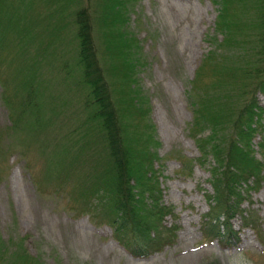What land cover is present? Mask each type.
I'll return each mask as SVG.
<instances>
[{
    "label": "trees",
    "instance_id": "16d2710c",
    "mask_svg": "<svg viewBox=\"0 0 264 264\" xmlns=\"http://www.w3.org/2000/svg\"><path fill=\"white\" fill-rule=\"evenodd\" d=\"M135 1L94 0L76 9L81 0L48 2L54 11L45 15L49 22L44 21V29L38 31L40 37L42 31L45 35L39 55H47L44 51L56 32H62L64 44L54 47L47 63L34 59L27 78L13 92L2 84L9 121L0 130V175L8 167L10 153L21 152L28 162L34 148L52 163L46 178H35L39 189L44 179L63 181L61 186L71 179L74 215L107 224L113 238L132 256L147 258L173 245L179 226L166 222L167 216L176 213L163 199L159 175L163 157L150 118L151 99L140 76L147 64L146 43L157 41L135 30L140 23L132 16ZM211 2L218 12L209 37L215 46L198 65L187 93L193 111L189 129L201 153L197 160L209 164L208 182L213 187L200 229L206 241L237 246L241 232L233 219L239 215L242 225L252 228L264 243V216L251 205L243 207L247 199L252 202L253 191L264 186V139L254 143L264 130V107L258 97L259 92L264 94V0ZM250 2L258 15H247ZM17 38L21 49H27L29 39L22 33ZM53 61L61 78H74L78 108L72 114L77 115L78 129L62 128L66 109L58 114L44 109L35 74L39 66ZM72 65L74 72H70ZM57 122L59 135L49 143L47 133ZM192 163L183 162L185 167ZM80 165L86 166L82 175ZM0 264L46 263L31 255L22 241L11 245L0 238Z\"/></svg>",
    "mask_w": 264,
    "mask_h": 264
},
{
    "label": "rangeland",
    "instance_id": "374dc122",
    "mask_svg": "<svg viewBox=\"0 0 264 264\" xmlns=\"http://www.w3.org/2000/svg\"><path fill=\"white\" fill-rule=\"evenodd\" d=\"M49 1L0 0V34H3L0 40V130L9 121V110L2 99V84L9 93L13 92L14 87L27 78L34 59L47 63V55L49 57L54 47L64 44L62 32H56L49 50L44 51L47 55H39L45 35L42 31L40 37L38 31L44 29V21L49 22L50 17L44 20L45 15L54 11L53 6L50 11ZM91 3L94 0H81L74 8ZM255 6H251L247 15H258ZM134 8L132 16L140 22L135 28L137 33L142 37L152 35L157 41L154 44L153 39H149L146 43L147 64L140 76L145 93L151 99L150 118L160 142L156 147L163 157L159 168L163 199L176 213V216H167L166 222L179 226L177 241L147 258L132 256L113 238L107 224L97 223L88 215H74L71 179L62 186L59 183L63 181L44 179L43 189L38 188L35 178H46L52 163L45 162L34 148L28 162L21 152L10 153L8 167L0 175V238L11 245L22 241L31 255L46 264H242L245 258L252 264H264V244L252 228L242 225L239 215L233 219L235 227L241 231L238 246L226 248L218 241H206L200 229L202 216L209 210L207 194L213 192V187L208 182L209 164L197 160L201 153L189 129L193 111L187 93L198 65L215 46L209 37L215 31L216 6L211 0H137ZM51 19L56 20L55 16ZM19 33L29 39L25 50L18 44ZM218 36L222 38L221 34ZM99 50L101 54L100 40ZM55 51L61 58L60 49ZM70 70L74 72L73 65ZM60 72L54 61L41 65L35 82L38 81L36 85L42 91L44 109L56 114L66 109L62 128L67 131L76 126L78 129L77 115L72 114L78 108L74 78L66 81ZM258 97L264 107V94L259 92ZM60 119L59 115L57 120ZM262 122L264 124V114ZM60 127L57 122L47 133L49 143L56 141ZM13 137L15 141L17 135ZM261 139H264V130L254 143ZM21 147L19 144V150ZM184 161H192V166L185 167ZM85 170V165L79 166L80 175ZM249 205L264 216V186L253 191L252 202L247 199L243 203L244 208Z\"/></svg>",
    "mask_w": 264,
    "mask_h": 264
},
{
    "label": "clouds",
    "instance_id": "9594fccd",
    "mask_svg": "<svg viewBox=\"0 0 264 264\" xmlns=\"http://www.w3.org/2000/svg\"><path fill=\"white\" fill-rule=\"evenodd\" d=\"M242 264H252V261L245 258Z\"/></svg>",
    "mask_w": 264,
    "mask_h": 264
}]
</instances>
